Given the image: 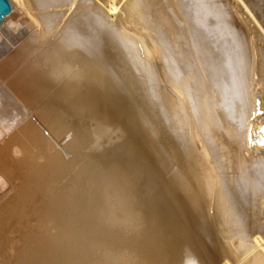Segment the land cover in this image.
<instances>
[{
    "label": "bare ground",
    "instance_id": "6f19581e",
    "mask_svg": "<svg viewBox=\"0 0 264 264\" xmlns=\"http://www.w3.org/2000/svg\"><path fill=\"white\" fill-rule=\"evenodd\" d=\"M8 1L0 264H264V0Z\"/></svg>",
    "mask_w": 264,
    "mask_h": 264
},
{
    "label": "water",
    "instance_id": "95a60500",
    "mask_svg": "<svg viewBox=\"0 0 264 264\" xmlns=\"http://www.w3.org/2000/svg\"><path fill=\"white\" fill-rule=\"evenodd\" d=\"M10 11V4L8 0H0V22L4 21L6 14Z\"/></svg>",
    "mask_w": 264,
    "mask_h": 264
},
{
    "label": "rangeland",
    "instance_id": "374dc122",
    "mask_svg": "<svg viewBox=\"0 0 264 264\" xmlns=\"http://www.w3.org/2000/svg\"><path fill=\"white\" fill-rule=\"evenodd\" d=\"M117 126L119 125V124H116Z\"/></svg>",
    "mask_w": 264,
    "mask_h": 264
}]
</instances>
